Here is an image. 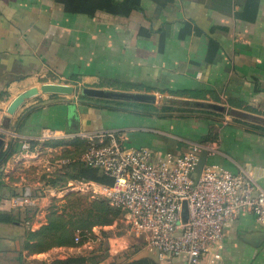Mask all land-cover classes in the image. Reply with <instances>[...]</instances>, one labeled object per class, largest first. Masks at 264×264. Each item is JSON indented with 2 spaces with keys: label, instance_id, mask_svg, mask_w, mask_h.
<instances>
[{
  "label": "crops",
  "instance_id": "obj_1",
  "mask_svg": "<svg viewBox=\"0 0 264 264\" xmlns=\"http://www.w3.org/2000/svg\"><path fill=\"white\" fill-rule=\"evenodd\" d=\"M122 1L89 0L83 10L85 4L65 0H0L5 145L17 128L22 138L43 128L63 131L64 138L113 130L126 147H148L159 155L180 154L198 143L212 148L210 163L248 175L264 189V134L254 130L264 126V0H138L127 15ZM48 83L150 94L155 102L140 103L171 110L166 116L135 114L79 102L76 95L43 93ZM19 96L24 101L10 114ZM7 173L0 176V213L13 221L0 222V264H56L75 257L93 264L77 252L80 245L28 248L27 233L36 231L19 197L25 192L30 200L34 192L17 188ZM217 250L220 264H264V225L242 213ZM143 258L161 264L145 244L123 264Z\"/></svg>",
  "mask_w": 264,
  "mask_h": 264
},
{
  "label": "built area",
  "instance_id": "obj_2",
  "mask_svg": "<svg viewBox=\"0 0 264 264\" xmlns=\"http://www.w3.org/2000/svg\"><path fill=\"white\" fill-rule=\"evenodd\" d=\"M64 137L63 131L43 128L34 137L12 132L8 140H18L21 149H30L33 142ZM76 138L88 146L82 163L112 179L111 184L102 185L106 201L125 213L161 264H220L217 247L232 221L251 213L264 225V189L250 176L208 162L194 183L200 153L203 149L211 152L209 146L193 143L180 154L159 155L148 147H126L123 137L113 130L80 132ZM24 193L19 197L22 205L30 198ZM185 202L186 222L182 219Z\"/></svg>",
  "mask_w": 264,
  "mask_h": 264
},
{
  "label": "rangeland",
  "instance_id": "obj_3",
  "mask_svg": "<svg viewBox=\"0 0 264 264\" xmlns=\"http://www.w3.org/2000/svg\"><path fill=\"white\" fill-rule=\"evenodd\" d=\"M37 104L46 105L43 101ZM84 150L81 139L65 138L57 144L45 142L30 149L20 148L5 163L3 172H8V179L20 190L30 188L34 192L23 207L33 231L48 225L53 213L68 219L73 213H83L95 201H106L103 184L80 176L85 166L80 159ZM74 242L80 245L79 254L100 264H123L144 246L124 212L110 225L77 231Z\"/></svg>",
  "mask_w": 264,
  "mask_h": 264
},
{
  "label": "trees",
  "instance_id": "obj_4",
  "mask_svg": "<svg viewBox=\"0 0 264 264\" xmlns=\"http://www.w3.org/2000/svg\"><path fill=\"white\" fill-rule=\"evenodd\" d=\"M65 2L69 6H76L79 2L81 4H85L83 6V10H87V6L91 3H88L89 0H65ZM121 8L124 13L127 15L131 13L134 9L138 7V0H123L120 3ZM101 102L105 104H112L116 109H123L130 113L135 114H156L159 116H166L169 110H171L168 106H163L159 111L157 107L152 104H143L135 101H120V100H108V99H96L87 96L80 95L79 102ZM170 112V111H169ZM21 126V125H20ZM19 126V127H20ZM19 128H17L18 132ZM254 130L257 132L264 134V126L255 125ZM20 131V130H19ZM19 141L10 140L5 147V142H3L0 148V176L4 174V165L5 163L20 149ZM60 141H51V143L57 144ZM47 143V142H46ZM38 143L33 142L32 146H35ZM87 145L85 144V150H87ZM82 153V154H83ZM80 176L86 179H90L92 181L101 183V184H111L112 179L103 175L98 169L91 168L89 166H83L80 169ZM53 185H56L54 182ZM121 210L115 209L106 201H95L92 204V207L85 209L83 213H73L69 216L68 219H65L62 215L58 216L54 213L49 217L48 225L44 226L40 231L37 232H28V248L32 252H41L44 250H48L51 247H60V246H77L78 243L74 242L75 233L77 231L90 230L94 226H105L112 224L119 215L121 214ZM13 218L10 214L0 213V222H12ZM47 239L49 242L47 243ZM36 243L31 244L29 241H35ZM46 241V243H45ZM39 242V243H38ZM38 243V244H37ZM56 264H89L87 262L86 257H75L69 258L66 260H58L55 262ZM93 264H98V262H94ZM130 264H157L151 262L147 258L135 260Z\"/></svg>",
  "mask_w": 264,
  "mask_h": 264
},
{
  "label": "water",
  "instance_id": "obj_5",
  "mask_svg": "<svg viewBox=\"0 0 264 264\" xmlns=\"http://www.w3.org/2000/svg\"><path fill=\"white\" fill-rule=\"evenodd\" d=\"M43 93L50 94H61V95H76V96H87L96 99H108V100H120V101H135V102H155L156 97L150 94H135L128 92H115V91H105L99 88H79L77 85L70 84H55L48 83L41 86ZM23 96L16 98L8 108L10 114H14L18 107L23 103ZM195 104V103H194ZM197 106L203 107V104L196 103ZM212 108H216L221 111H225V108L217 105H204ZM4 142V135H0V148ZM209 149H203L199 156V161L197 163L196 169L193 174L194 183H197L201 177L204 167L209 162L210 157ZM188 218V208L186 202L183 205L182 219L184 222Z\"/></svg>",
  "mask_w": 264,
  "mask_h": 264
}]
</instances>
